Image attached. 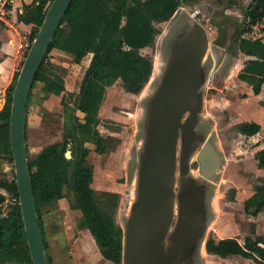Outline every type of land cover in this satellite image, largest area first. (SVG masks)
Returning a JSON list of instances; mask_svg holds the SVG:
<instances>
[{"label":"rangeland","instance_id":"rangeland-1","mask_svg":"<svg viewBox=\"0 0 264 264\" xmlns=\"http://www.w3.org/2000/svg\"><path fill=\"white\" fill-rule=\"evenodd\" d=\"M252 1L196 0L183 5L170 21L159 25L161 34L155 46L142 50L144 55L152 57L154 69L141 94L130 93L121 82L107 90L100 110L101 124L97 129L104 136L119 138L120 143L104 155L96 153L94 145L89 144L92 151L88 165L94 172L92 187L95 190L120 195L116 221L123 229L129 224L132 205L137 201L142 177L148 166L150 148L154 146L152 127L156 123L157 98L163 90L170 54L176 46L177 37L188 31L194 20L193 26L199 29L202 36H206L207 42L200 71L201 83L195 87L197 101L182 120L174 149V217L168 235L174 239L181 222L178 214H184L189 208L188 202L182 200L183 184L196 180L203 183V212L210 221L206 241L210 234L217 237L212 228L219 225L223 233L231 227L236 228V236L241 243H244L248 235L264 237V213H261L255 225V228L258 226V233L255 234L252 233L254 224L247 221L251 219L244 210V202L264 179V173L255 161V153L264 144V130L254 137H246L239 135L237 129L238 124L254 122L255 118L264 125V94L253 102L245 101L238 106L240 114L237 122L226 117L222 109L225 102L221 92L222 78L245 58L239 50L236 35L246 26L245 14ZM262 34L264 36V21L246 37L253 40ZM0 58H3L1 53ZM91 59L90 54L80 64H76L68 55L57 56V51L50 53L44 70L62 78L67 91L60 96L43 94V85L36 84L30 99L27 129V147L31 160L47 145L62 140V98L65 96L73 104L79 97L80 86ZM23 61L22 56L15 73L21 70ZM204 78L206 83L201 86ZM200 93L203 105L200 103ZM6 94L7 91L3 99L0 98V110L6 103ZM199 136L208 137L223 157V166L213 182H206L200 176L197 161ZM3 176L9 179L15 176L14 162L7 157L0 158V177ZM232 189L236 190L234 196L229 193ZM0 193L8 198L5 208L7 213L13 203L12 197L4 190H0ZM41 211L52 264H112L104 261L90 231L78 228L77 220L82 213L70 209L68 198L42 206ZM216 260L204 261L198 255L197 264H255L239 257L238 261Z\"/></svg>","mask_w":264,"mask_h":264},{"label":"trees","instance_id":"trees-1","mask_svg":"<svg viewBox=\"0 0 264 264\" xmlns=\"http://www.w3.org/2000/svg\"><path fill=\"white\" fill-rule=\"evenodd\" d=\"M196 0H73L53 40L50 51L35 77L30 99L37 83L43 94L60 96L66 92L62 78L44 70L51 52L72 57L74 63L92 55L90 65L80 86L79 97L71 104L64 96L63 138L44 147L35 159L28 153L31 182L40 226L48 253V242L42 219V206L68 198L70 209L79 210L78 228L89 230L104 261L123 263L124 230L116 221L120 195L98 192L92 185L94 172L88 157L94 151L100 155L115 149L120 139L104 136L97 129L101 124L100 110L107 90L117 82L134 95L141 94L150 81L154 63L142 50L153 48L161 34L159 25L170 21L183 6ZM53 0H33L25 4L18 21L33 25L34 40ZM246 26L236 35L239 50L251 57L238 78L252 85L255 95L264 85V43L261 38H247L253 28L264 21V0H253L245 14ZM1 48V41H0ZM0 58V63L3 62ZM19 72L7 88L6 103L0 110V158L14 162L10 144V116L13 91ZM15 81V82H14ZM15 83V84H14ZM28 129V118H27ZM238 132L253 137L261 131L255 122L238 124ZM86 137V138H82ZM28 151V147H27ZM71 152V157L67 156ZM258 167L264 169V148L257 152ZM0 190L11 195L13 203L5 212L8 198L0 193V264H33L25 232L16 175L0 177ZM236 190H230V195ZM233 199V197H232ZM246 214L258 216L264 212V179L255 187L254 194L244 202ZM264 238L246 237L244 243L236 238L219 239L210 234L206 251L222 259L242 257L264 264Z\"/></svg>","mask_w":264,"mask_h":264},{"label":"water","instance_id":"water-1","mask_svg":"<svg viewBox=\"0 0 264 264\" xmlns=\"http://www.w3.org/2000/svg\"><path fill=\"white\" fill-rule=\"evenodd\" d=\"M73 0H53L33 40L15 84L10 116V144L22 217L33 264H50L45 246L27 151L28 104L37 72L44 63L63 18ZM192 27L177 37L170 54L163 90L157 98L154 146L142 177L137 201L124 230L122 264H192V254L207 229L203 212L205 196L202 182L183 184V202L189 208L178 214L180 227L168 235L174 208V149L185 114L196 104L195 87L201 83L200 71L206 50V36ZM206 83L203 79L201 86ZM203 105L202 95L199 94ZM197 161L201 178L213 182L223 166V157L208 137H198ZM202 140V142H201ZM71 157V152L67 153ZM193 191V192H192ZM190 194V196H189ZM189 198V200H188ZM202 207V210H199ZM203 212V214H202Z\"/></svg>","mask_w":264,"mask_h":264},{"label":"crops","instance_id":"crops-1","mask_svg":"<svg viewBox=\"0 0 264 264\" xmlns=\"http://www.w3.org/2000/svg\"><path fill=\"white\" fill-rule=\"evenodd\" d=\"M32 1L33 0H14V5L12 6L11 13L8 14L10 17L8 16L4 18L3 20H0V28H2V30L0 29V41H1L0 53L2 54V57L4 58L3 62L0 63V98L2 99L4 97L5 91H7V88L12 84L14 80L16 66L19 60H21L22 58L20 54V50H19V45L23 40V35L24 33H29L30 31H32V28H33V25H26L24 23L19 22L18 14L23 11V7L25 4H30ZM259 38H261L262 42L264 43L263 34ZM58 55L60 56V55H65V54L57 52V56ZM243 56L245 57L244 60L239 61V63L236 65V68L232 69L228 75L222 78L223 83L221 84V92L223 93L222 94L223 101L225 102L222 109L224 113L226 114V117H228L230 120H233V121H237V118L239 117L240 110L238 106L242 102H245V101L253 102L254 100L262 97L264 94V85L262 88V92L259 95H255L253 92L252 85L238 78L239 74L245 69V63L249 59H251V57L245 54H243ZM225 91L226 93H224ZM239 94L242 95V98ZM207 114H210V112L207 111ZM244 115L246 114L244 113ZM248 115L250 114H247V116ZM262 117L264 118V113ZM254 122L261 125L260 132H262L264 130V125L261 123V121L258 118H255ZM211 134L212 133H210V135ZM239 135H242V134L239 133ZM263 148H264V144H262L260 148H258V151H260ZM257 152L255 153V161L258 165V160L256 158ZM260 171L264 173V169H260ZM253 194L254 192H252V194L248 198H250ZM246 215L247 217H250L251 219L247 221H250V223L254 224V226L252 227L253 228L252 233H255V232L258 233V226H256L255 228V225H257L258 223V219L261 213L256 217L252 215H248V214ZM220 226L221 225L212 228L213 231L216 233L217 238L219 239L236 238L240 241L238 236H236L237 235L236 228L231 227L230 230H227L226 232L223 233L222 228ZM209 229H210V221H208V217H207V229H206L204 238L202 239V242L200 243L199 246L195 248L192 254V257H193L192 264H197L198 255H200L202 257V260L204 261H208L209 259H212L214 261H217L216 259H222L218 256L210 255L206 251V242H207L206 237H207ZM247 237L257 238L260 236L256 234V235H248ZM262 246L264 247V245ZM239 258H242V257H239ZM231 259H233L234 261H238L237 256L230 257L224 260L228 261ZM244 260H249V259H244ZM249 261H252V260H249ZM252 262L254 263V261Z\"/></svg>","mask_w":264,"mask_h":264},{"label":"built area","instance_id":"built-area-1","mask_svg":"<svg viewBox=\"0 0 264 264\" xmlns=\"http://www.w3.org/2000/svg\"><path fill=\"white\" fill-rule=\"evenodd\" d=\"M13 5L14 0H0V20H3L11 13ZM32 43L33 40L31 39V33H24L23 40L19 45L20 54L24 59L27 56Z\"/></svg>","mask_w":264,"mask_h":264},{"label":"bare ground","instance_id":"bare-ground-1","mask_svg":"<svg viewBox=\"0 0 264 264\" xmlns=\"http://www.w3.org/2000/svg\"><path fill=\"white\" fill-rule=\"evenodd\" d=\"M155 72V71H154ZM199 176V175H198Z\"/></svg>","mask_w":264,"mask_h":264}]
</instances>
